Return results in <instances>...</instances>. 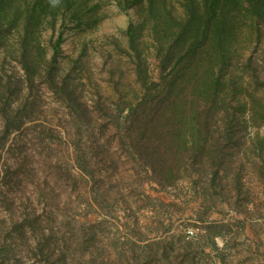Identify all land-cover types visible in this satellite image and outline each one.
<instances>
[{
  "label": "trees",
  "instance_id": "obj_1",
  "mask_svg": "<svg viewBox=\"0 0 264 264\" xmlns=\"http://www.w3.org/2000/svg\"><path fill=\"white\" fill-rule=\"evenodd\" d=\"M109 4L124 12L137 9L141 16L126 31V47L110 41L135 75L132 83L119 60L111 61L109 81L117 98L95 78L88 39L81 37L71 53L64 49L71 36L97 30ZM102 56L109 64L110 55ZM47 90L63 107L51 119L44 104ZM262 128L264 0H0V203L13 224L9 229L5 219L0 221V264L20 263L10 233L27 238V228L42 229V222L53 221V212L37 215L36 205L61 203L58 197L46 199L47 190L36 183L41 179L30 167L35 155L28 153V140L34 147L56 137L65 142L85 187L95 179L91 189L97 184L103 202L115 196L116 204L123 193L96 181L112 175L94 169L93 157L116 142V153L103 163L122 180L155 183L164 191L193 180L192 187L205 193L202 203L213 207L209 190L224 192L225 180H236L243 193V173L251 171L245 157L264 180ZM22 180H31L32 195ZM93 200L79 203L87 207ZM221 203L232 205L226 199ZM16 207L24 208L23 221L15 222ZM197 221L204 233L200 239L209 240L220 264H233L232 249L217 243L231 224L202 214ZM237 223L244 228V220ZM43 236L35 246L41 261L69 264L64 248H52L51 237ZM179 240L188 251L184 257H194L190 263L197 264L193 248L200 250V243ZM127 243L134 255L143 256L141 246ZM167 253L166 264H173Z\"/></svg>",
  "mask_w": 264,
  "mask_h": 264
},
{
  "label": "rangeland",
  "instance_id": "obj_2",
  "mask_svg": "<svg viewBox=\"0 0 264 264\" xmlns=\"http://www.w3.org/2000/svg\"><path fill=\"white\" fill-rule=\"evenodd\" d=\"M102 13L105 17L97 30L79 32L78 35L71 36L64 44V49L66 53H71L76 49L75 44L81 37L88 39L91 69L95 73V78L101 83L106 94H114L117 98L113 84L109 81L111 61L119 60L121 68L132 83L135 75L130 62L117 53L110 41L113 38L118 39L126 47L128 43L126 31L132 22L141 20V16L137 9L124 12L115 4L105 6ZM148 34L147 27L145 35L148 37ZM147 39L149 40V37ZM108 50L111 52L105 53ZM102 54H107V57L110 55L109 64L105 63L106 58ZM153 70L158 76L159 67L155 62ZM43 96L50 119L55 110L62 112V104L55 100L51 92L43 91ZM56 121L57 119L54 120ZM255 131L256 129H251L252 136ZM260 133L264 135V128ZM33 137V133H29L28 138ZM23 140L27 141V138ZM49 142L51 143L47 145L40 143L38 147H34L33 142L28 140V153L35 155L30 167L35 170V178L41 179L36 180V183L41 182L43 188L47 190L43 193L45 198L50 200L58 197L61 203L60 207L52 203L47 206L46 203L49 202L45 201L36 205L37 215L46 218L49 212H53L54 219L51 223L42 222V229L27 228V238L17 232L10 233L9 242L15 249L19 264H45L41 261L42 257L35 253L37 244L44 240V233L51 237L52 248H56L57 244L59 248H64L69 264H78L79 261L83 264H166L167 259L164 255L166 252L173 264H191L190 259L194 257H184L188 251L179 240L182 236L185 241H193L198 246L200 243V250L196 248L197 246L193 248L195 255L198 252L197 264H220L217 252L210 246L209 240L200 239L204 233L201 227L196 226L199 214L206 215L213 221L231 224V231L218 237L217 243L220 248L232 249L233 264H264V180L260 179L259 170L252 168L248 157H245L244 161L249 165V167L246 165L247 168L251 167V171L249 169L243 173L241 180L243 193L236 189V180H225L224 192L220 189L216 192L209 190L214 205L209 207L211 202H208L207 209V204L202 203L205 193L192 187L193 180L168 191L162 190L155 183L142 184L140 180H122L119 172L105 167L103 163V158L117 151V143L112 142L108 148L104 147L106 152L101 155L99 152L95 154L92 166L97 171L103 169L107 171L106 174L112 175H106L104 180H98L96 177V181H102L106 187L114 186L123 193L118 196L119 202L115 204L113 203L115 196L106 202L102 201L103 198L96 192L97 184L93 188L95 191L91 189L95 179L85 187V181L80 179V171L72 161L65 142L57 137L55 141ZM22 181L23 187L29 191L28 195H32L36 188L31 185V180ZM84 198L94 199L93 204L81 206L79 202ZM225 199L230 200L232 205L221 203ZM164 203L170 206H165ZM140 206L143 209H140ZM18 207L15 209L17 211L15 222L23 221L26 215L24 208ZM68 216L71 218L68 219ZM10 218V214L0 203V221L5 219V225L9 229L13 227ZM237 220L245 221L244 228L238 225ZM189 230L195 231L193 237H188ZM127 240L141 246L139 254L143 256L134 255L133 251L128 249ZM0 260L2 261L1 254ZM13 262L14 260L11 264Z\"/></svg>",
  "mask_w": 264,
  "mask_h": 264
},
{
  "label": "built area",
  "instance_id": "obj_3",
  "mask_svg": "<svg viewBox=\"0 0 264 264\" xmlns=\"http://www.w3.org/2000/svg\"><path fill=\"white\" fill-rule=\"evenodd\" d=\"M195 235V231L194 230H189L188 231V237H193Z\"/></svg>",
  "mask_w": 264,
  "mask_h": 264
}]
</instances>
